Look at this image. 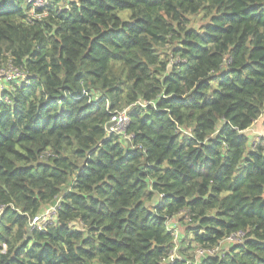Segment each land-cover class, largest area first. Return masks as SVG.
I'll return each mask as SVG.
<instances>
[{"label": "trees", "instance_id": "trees-1", "mask_svg": "<svg viewBox=\"0 0 264 264\" xmlns=\"http://www.w3.org/2000/svg\"><path fill=\"white\" fill-rule=\"evenodd\" d=\"M10 68L0 264H264V0H0Z\"/></svg>", "mask_w": 264, "mask_h": 264}, {"label": "built area", "instance_id": "built-area-1", "mask_svg": "<svg viewBox=\"0 0 264 264\" xmlns=\"http://www.w3.org/2000/svg\"><path fill=\"white\" fill-rule=\"evenodd\" d=\"M28 4H30L32 7L35 6H42L44 3H46V0H26ZM17 77L24 78L23 74H21L16 68H10L8 70L0 71V88L3 87L2 81L5 80H11ZM147 103H140V105L145 106L149 104ZM130 108L129 106L126 108H123L121 110H118L116 112H113L109 121L106 123V131L108 134L115 133L119 134L125 139L126 141L131 138L130 134L126 133V128L130 121ZM258 141V140H257ZM58 202V199L50 204L48 208H46L43 212L40 214H37L31 218L29 221L30 227H37L41 230L44 229V226L51 220V218L54 216V210L56 207V204ZM244 238V231H237L231 233L226 239L228 241H239ZM198 255H206L207 254H214V250H205V249H197L196 250Z\"/></svg>", "mask_w": 264, "mask_h": 264}, {"label": "rangeland", "instance_id": "rangeland-1", "mask_svg": "<svg viewBox=\"0 0 264 264\" xmlns=\"http://www.w3.org/2000/svg\"><path fill=\"white\" fill-rule=\"evenodd\" d=\"M127 15H128L127 12L121 13V16H123V17H126ZM196 25H198V23H196ZM263 117H264V111H263V114L257 120H255L253 125L251 127H249L247 130H245V134L248 136L250 142H252V143H256L257 140L260 138H264V129L262 126ZM180 227L181 226L176 227V237H179V235H180V232L182 229V227L181 228ZM180 245H181L180 243H177V245L175 247V255H179V249L178 248L180 247Z\"/></svg>", "mask_w": 264, "mask_h": 264}]
</instances>
